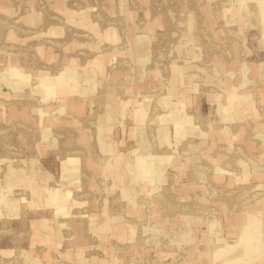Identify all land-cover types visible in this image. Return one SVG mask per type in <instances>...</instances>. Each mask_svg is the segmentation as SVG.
<instances>
[{"label":"rangeland","instance_id":"rangeland-1","mask_svg":"<svg viewBox=\"0 0 264 264\" xmlns=\"http://www.w3.org/2000/svg\"><path fill=\"white\" fill-rule=\"evenodd\" d=\"M0 264H264V0H0Z\"/></svg>","mask_w":264,"mask_h":264}]
</instances>
